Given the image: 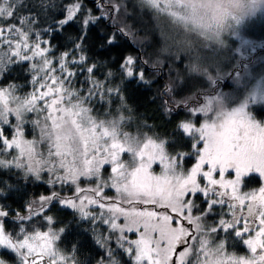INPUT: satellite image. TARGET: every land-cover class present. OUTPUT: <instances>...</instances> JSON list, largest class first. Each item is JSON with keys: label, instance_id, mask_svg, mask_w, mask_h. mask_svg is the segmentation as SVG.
<instances>
[{"label": "snow or ice", "instance_id": "1", "mask_svg": "<svg viewBox=\"0 0 264 264\" xmlns=\"http://www.w3.org/2000/svg\"><path fill=\"white\" fill-rule=\"evenodd\" d=\"M94 2L98 15L84 0H67L59 18L38 31L43 0H0V76L10 65L26 63L32 86L23 96L15 94L17 85L0 87V169H19L37 180L47 173L52 187L71 189V195H40L24 205L25 214L15 212L14 217L0 205V251L12 255L14 264H81L76 245L68 251L60 247L66 229L57 228L58 219L49 215L59 206L57 211L70 209L90 222L94 232L97 226L106 227L96 239L103 255L95 264H121L117 255L126 256L130 264H264V122L250 110L264 104V76L246 82L238 97L217 90V79L210 74L209 92H192L179 79L166 85L167 93L191 92L176 102V108L186 109L190 117H203L199 127L192 119L178 122L175 139L168 141L124 131L130 117L123 115L128 109L122 88L109 86L114 73H101L103 65L90 55L97 47L106 53L121 51L118 68L123 81L147 84L141 64L148 61L122 51L135 39V25L126 20L135 19L136 10L171 17L187 33L223 44L219 36L226 21L240 23V16L233 15L240 0H135L132 13L125 0ZM186 9L190 16L180 14ZM104 21L111 23L101 28ZM76 25L71 46L57 56L55 34ZM94 29L98 45L90 36ZM237 53L245 55L239 49ZM189 71L207 74L198 63ZM230 75L241 82L239 69ZM79 76L84 80L76 88ZM117 100V108L105 110L111 118L100 119L95 105L111 106ZM26 125L32 128L31 139L26 138ZM185 138L191 143H181ZM169 144L190 151L171 154ZM189 157L196 162L185 170L183 161ZM154 165L161 166L159 173L153 172ZM229 171L233 178L225 179ZM252 174L259 175L261 186L243 191ZM82 178L88 181L84 186ZM106 189L115 195L108 196ZM197 196L203 208L195 203ZM213 215L219 219L206 225ZM9 218L18 231L8 230ZM34 218L42 223L31 224ZM220 233L240 239L250 256L227 253L226 240L217 243ZM0 264L9 262L0 258Z\"/></svg>", "mask_w": 264, "mask_h": 264}, {"label": "trees", "instance_id": "2", "mask_svg": "<svg viewBox=\"0 0 264 264\" xmlns=\"http://www.w3.org/2000/svg\"><path fill=\"white\" fill-rule=\"evenodd\" d=\"M128 6V12L132 13L134 11L132 4L135 0H125ZM44 10L40 14V22L38 26V31L47 28L52 20L59 18L62 6L67 3V0H43ZM84 4L87 8L93 9L94 14H99L96 10L94 0H84ZM152 15V19L149 17ZM135 19H127L128 24H134L135 27L133 31L135 32L134 41L128 42L124 49H122L124 55H133L139 57L140 61H148L147 64H141L143 71L145 73V79L150 81L147 84L137 85L135 82L131 84L127 81H123V77L120 75L118 64L120 62L121 51L113 50L110 53H106L97 47L93 50L94 60L100 62L103 67L101 68V73L107 72L109 69L114 73L110 78L111 83L109 86L115 87L120 86L125 97V103L127 109L123 111V115L130 117L125 128L133 132L147 133L149 136L156 135L161 139L172 141L175 139L173 133L176 129L178 122L182 120L192 119L197 124L201 118L190 117L187 110L184 108H176V102L189 96L191 92L187 89L180 95H176V92L167 93L165 91V86L173 81L179 82L183 85L187 82L191 86V91L195 92L197 90L209 92V89L204 82L201 81V76H189L184 77V70L186 71V66L189 64V60L173 61L171 53L166 52L165 55L158 54V48H162L159 34L161 29L157 24L156 15L145 12L143 9L136 10ZM119 19L124 20L125 17L121 15ZM110 21L101 22L100 27L103 28ZM79 25L74 27L66 28L62 33L55 34L56 39L52 40V44L55 46L54 52L58 56L61 52L67 50L71 46L70 37L77 35V28ZM240 34V33H238ZM246 35L248 39L244 40L243 45L237 40L235 41H223L224 47L221 51V58L218 62L214 63L209 69L210 75L216 73L218 70L224 72L221 77H214L217 79V86H226L229 77L234 74L235 70L248 71L249 73H255L259 64H263L258 58L264 56V20L262 19L260 24H252L250 27L246 28L242 33ZM95 29L90 32L92 40L97 45L99 41L96 40ZM243 37V36H242ZM122 40L124 38H121ZM154 41L153 44L146 50V45ZM237 46L242 47V52L245 53L247 48L250 51L246 54L249 58L245 60L241 59L236 53L235 49ZM157 49V50H156ZM183 63V67H181ZM156 65V67H153ZM247 65L248 68H244ZM27 64H15L10 65L8 71L0 76V87H7L9 84L17 85L16 95L23 96L32 90V86L29 83V74L26 71ZM214 69V71H213ZM256 74V73H255ZM100 74L98 73V76ZM103 79V76H100ZM84 80V76H79L74 81V86L76 88H81V82ZM123 81V82H122ZM211 85V84H210ZM167 102V103H165ZM119 106V101L117 100L111 106H101L99 104L95 105L97 112L99 113V118H107L105 110L107 108L115 109ZM196 106L195 104L191 105ZM171 109L172 111H169ZM251 113L254 117L258 119L264 118V105H253L251 107ZM113 116L116 113L113 111ZM29 118L32 114H28ZM13 123L15 120L10 117ZM148 127H143L144 124ZM25 135L26 138H32V128L30 125H26ZM183 144H189L191 141L186 138L181 141ZM167 150L171 154H175L176 151H190L188 147H179L177 145L169 144ZM195 161L194 158L189 157L183 161V168L187 170L191 164ZM49 176L47 173H42L39 180L30 174L25 177L24 173L19 169L7 170L0 169V205H6L10 217H14L15 212H20L25 214L24 205L30 200L38 198L40 195H48L50 191H58L61 195H71V189L65 185L63 189L59 185L52 187L49 183ZM82 186L88 183V181L82 178ZM259 184V179L255 175H250L244 181L243 190H248L256 187ZM198 204V200H195ZM53 209L49 215L55 216L59 223L56 224L57 228H65L66 231L62 237V242L60 244L61 249L68 251L71 250L73 245L77 246L78 259L81 264H95L96 260L100 255H103V249L96 243V232L103 233L101 229L103 227L97 226L95 232L93 231V226L90 222L78 218L76 214L70 209H61L57 211V208ZM42 221L39 218H34L31 224L39 226ZM28 227V225H25ZM6 227L8 230L18 231L16 222L9 218L6 220ZM99 228V229H98ZM43 230V229H42ZM233 241V240H231ZM115 247V245H113ZM0 257L9 262V264H14L13 256L6 251L0 252ZM117 259L121 261V264H130L126 256L117 255Z\"/></svg>", "mask_w": 264, "mask_h": 264}, {"label": "rangeland", "instance_id": "3", "mask_svg": "<svg viewBox=\"0 0 264 264\" xmlns=\"http://www.w3.org/2000/svg\"><path fill=\"white\" fill-rule=\"evenodd\" d=\"M240 4H241L240 8L233 10V15L240 16V23L237 24L236 21L232 19H229L228 21H226V25L221 31L220 36H219L220 41H225L228 37L227 40H230V41L237 40L238 42H240V44L243 45L245 38L247 40L248 37L246 35H242L241 33L246 28L250 27V25L254 23L260 24L262 19L264 20V0H240ZM180 14L190 16L191 10L186 9L182 11ZM149 17L152 19L153 16L150 15ZM154 21H157V24L159 25V29H161L159 38H160L161 44H163V47H164V49L162 48H158V50L156 49L158 54H161L163 56L166 54L165 53L166 51L168 53L173 54V55H169L171 56V59L173 61H178L182 59V61L184 62L186 60H189V64L186 66L187 67L186 71L184 70V75H185L184 77L201 76L200 78L201 81L204 82L205 85H207L210 89L211 83L207 78V75L209 73L208 68L213 66V64L218 62V60L221 58V55H222L221 51L225 45L218 43L215 38L212 41H209V40H205L203 37H200L199 35H196L193 33H187L186 31L182 29V25L179 24L177 21H175L171 17H167L164 15H156V20ZM213 36H214V33H213ZM164 37H167L168 39L165 40ZM153 43L154 41L148 43V45H146V50H148L151 44ZM237 49H239L240 52H242V47L237 46V48L235 49L236 53H237ZM249 51H250V48H247L244 53L245 55L243 57L241 56L239 57L243 60H245V58H249L248 57L249 55H246ZM198 57L199 59H197ZM258 59L261 62H264L263 55L260 56ZM194 63L201 64L203 68H206L207 74L203 72H199V73L190 72L189 71L190 65ZM181 67H183V63H181ZM244 68L246 69L248 68V66L245 65ZM255 73L252 74V73H249L248 71L243 70L241 71V82L239 84L235 82V79L232 75L231 77L228 78L226 86L223 87V86L218 85L216 89L223 91L225 93H228L232 95L233 97H238L244 92V85L246 82L254 81L256 79H259L261 76H264V63L259 64ZM223 74L224 72H222L221 70H218L216 73L212 74V77L213 78L221 77ZM258 105H264V104H258ZM108 118H111V117L100 118V119H108ZM200 118L201 119L196 124L197 127H199L200 123L203 121V117L201 116ZM255 119L257 121L264 122V118L258 119L255 117ZM124 131L130 132L125 127H124ZM133 134H136V133L133 132ZM123 159L125 160L128 159L127 154H125ZM195 162L196 161H194L188 169H190ZM206 169H207V166H205V170ZM152 170L155 173H159L161 171V166L154 165ZM109 171L110 169L106 166L105 175H107ZM253 175L258 177L259 184L254 188L248 189L247 191H250L252 189H258L261 186L262 181L259 175L258 174H253ZM216 178L219 179V176L217 175ZM232 178H233V174L231 173V171L225 173V179H232ZM105 191L108 196L115 195L114 190L106 189ZM138 207H151V206L138 205ZM160 211H163V209H160ZM76 216L80 218L78 214H76ZM173 226H175V223L173 224ZM101 231H103V233H106L107 231L106 227H103ZM99 234H100L99 232H96V237H98ZM128 235L132 239L136 238L133 233H128Z\"/></svg>", "mask_w": 264, "mask_h": 264}, {"label": "flooded vegetation", "instance_id": "4", "mask_svg": "<svg viewBox=\"0 0 264 264\" xmlns=\"http://www.w3.org/2000/svg\"><path fill=\"white\" fill-rule=\"evenodd\" d=\"M201 183L203 184V180H201ZM243 191H245V190H243ZM196 199L198 200V205H200L201 208H203L204 205L202 202V198L197 196ZM216 211L219 212V209H217ZM195 214H198V213H196L194 211V215ZM218 219H219L218 215L209 216L206 218L205 224L206 225H214L215 221ZM244 238L246 239L247 237H244ZM221 239L226 240V251H227V253L234 255L236 257H248V256H250L248 249L246 248V246L242 243V241L240 239L235 238L233 235L225 237L223 233H220L217 236V243H219V241ZM231 240H233V241H231Z\"/></svg>", "mask_w": 264, "mask_h": 264}]
</instances>
